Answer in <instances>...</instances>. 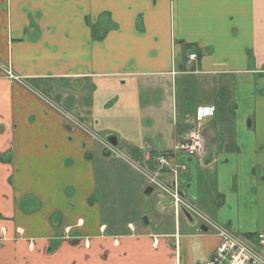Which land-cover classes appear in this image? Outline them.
I'll return each mask as SVG.
<instances>
[{"label":"crops","instance_id":"crops-1","mask_svg":"<svg viewBox=\"0 0 264 264\" xmlns=\"http://www.w3.org/2000/svg\"><path fill=\"white\" fill-rule=\"evenodd\" d=\"M193 129L175 180L201 217L159 194L108 227L102 142L150 167ZM206 221L264 232V0H0V264H201Z\"/></svg>","mask_w":264,"mask_h":264},{"label":"rangeland","instance_id":"rangeland-1","mask_svg":"<svg viewBox=\"0 0 264 264\" xmlns=\"http://www.w3.org/2000/svg\"><path fill=\"white\" fill-rule=\"evenodd\" d=\"M190 81V78L187 79L186 84L188 88ZM177 102V105H179V100ZM189 111L185 114L183 113L182 118H184L185 115H189ZM180 115L181 111L179 110L177 114L178 120ZM172 119L173 118H170V120ZM192 124L195 126V123H191V125ZM188 126H190V124ZM175 162L182 164L177 160H175ZM97 169L99 173V202L102 208V220L110 228H116L118 230L124 229L127 221L132 220L133 222L137 220V223L140 224L141 222L142 224V217L148 215V203H151L159 194H163L169 199L167 195L160 192L161 188H159V186L149 181H147V183L152 184V188H154L156 192L152 193L150 196L145 195L144 185L146 183V177L143 171H147V169L152 171L153 164L148 167L136 158L128 157L118 148H115V150L113 149L110 156L106 158L102 157L101 162L97 165ZM159 179L160 183H162L161 178ZM171 203H173V201H171ZM172 206V211H166V214L168 213L170 215V219L174 211L182 208L181 206L176 207L174 204H172ZM194 217L197 216L194 215Z\"/></svg>","mask_w":264,"mask_h":264},{"label":"built area","instance_id":"built-area-1","mask_svg":"<svg viewBox=\"0 0 264 264\" xmlns=\"http://www.w3.org/2000/svg\"><path fill=\"white\" fill-rule=\"evenodd\" d=\"M194 59H196L195 53L188 55V60ZM7 75L17 79L10 71H7ZM102 145L106 149L113 150L106 142H102ZM178 154L197 157L203 160L206 154V141L202 132L198 129H193L182 140L175 143L170 151L158 154L153 164L156 168L154 170L156 173L146 175V177L150 183L156 184L164 190L172 198L176 207L183 206L197 216H200L193 207L181 199L176 188H171L167 184L160 183L156 178L157 173L165 169H168L173 174V177L176 176L178 168L185 169V165L175 162V156ZM205 225L215 230L219 237V242L211 256L201 264H264V232L256 233L251 239L241 238L235 236L226 227L219 224L206 221Z\"/></svg>","mask_w":264,"mask_h":264},{"label":"flooded vegetation","instance_id":"flooded-vegetation-1","mask_svg":"<svg viewBox=\"0 0 264 264\" xmlns=\"http://www.w3.org/2000/svg\"><path fill=\"white\" fill-rule=\"evenodd\" d=\"M106 143H108L111 147H112V144L109 142V141H106ZM113 148V147H112ZM105 150H107V152L108 153H112L113 152V150H109V149H106V148H104ZM157 156V155H156ZM156 156H155V158H156ZM155 158H154V162H155ZM173 160V159H172ZM153 162V163H154ZM173 162H174V160H173ZM173 164V163H172ZM156 168L153 166V170L151 171H149L148 169H147V171H143V173H144V176L146 177V175H151L152 173H156V171H154ZM163 171H159L158 173H157V176H156V178L160 181V179L159 178H161V173H162ZM172 177H173V174H172ZM176 177V176H175ZM175 177H173L172 178V180L170 181V182H165V181H163L162 179V183L163 184H167L168 186H170L171 188H176V190H177V193L179 194V196L181 197V195H180V193H179V189H178V186H177V183H176V180H175ZM146 180L148 181V178L146 177ZM150 184V183H149ZM149 186H153L152 184H150ZM160 192H162V193H164L165 195H167L168 197H169V199L172 201V198L164 191V190H160ZM172 204H174V203H171V205ZM175 206V205H174ZM204 224V223H203Z\"/></svg>","mask_w":264,"mask_h":264},{"label":"water","instance_id":"water-1","mask_svg":"<svg viewBox=\"0 0 264 264\" xmlns=\"http://www.w3.org/2000/svg\"><path fill=\"white\" fill-rule=\"evenodd\" d=\"M111 143H112V144H115V140H112ZM149 191H151V187H150V186L146 187V189H145V193H148ZM142 221H143L144 223H147V218H146L145 216H143V217H142ZM201 229H204V230H205L206 227L203 225V226L201 227Z\"/></svg>","mask_w":264,"mask_h":264},{"label":"clouds","instance_id":"clouds-1","mask_svg":"<svg viewBox=\"0 0 264 264\" xmlns=\"http://www.w3.org/2000/svg\"><path fill=\"white\" fill-rule=\"evenodd\" d=\"M207 112H208L209 115H211L212 109H207Z\"/></svg>","mask_w":264,"mask_h":264}]
</instances>
